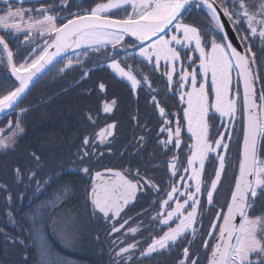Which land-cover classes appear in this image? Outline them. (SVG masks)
<instances>
[{
    "label": "snow or ice",
    "instance_id": "6c2138e0",
    "mask_svg": "<svg viewBox=\"0 0 264 264\" xmlns=\"http://www.w3.org/2000/svg\"><path fill=\"white\" fill-rule=\"evenodd\" d=\"M30 2L31 0H0V4L6 5L0 8V30L10 34V38L24 34V50L17 53L22 57V62L16 61L9 41L4 35H0V65L5 66L3 77L0 78L12 80L16 84L13 89L0 95V113L5 116L15 111L31 86L43 74L61 62L63 67L59 69L60 72L79 66L88 57L89 51L100 53L110 47L109 63L106 66L120 79L129 82L133 90L143 89L144 86L151 90V84L147 76L142 80L138 79L133 66H124L121 60L140 59L159 68L163 59L169 68L165 75L171 86L176 65L181 63V52H184L190 64L195 61L187 55V50L199 53V71L203 77L199 87L195 69L188 72L181 66L177 81L181 89L189 79L191 81V89L186 93L182 92L180 99L184 102L185 95L187 97L183 117L187 122V131L194 139V144L190 146L191 155L187 157V166L183 171L189 174L188 180L194 183H183V192L175 184L168 185L171 190L166 191L167 198L156 205L161 211L153 218L160 225L168 226L167 231H163L158 238L152 237L151 243L142 250L139 249V241L119 247L114 257L116 264H131L134 259L132 253L137 250L141 258H147L176 244L188 233L195 235L203 194H206L208 205L215 207L214 194H218L221 176L226 174L225 153L229 150V144L224 142V132L217 134L219 138H210L209 112L214 110L221 119L227 117L232 120L235 117L239 92L231 94V73L234 68L243 81V149L239 159V174L235 176L230 199L226 201V211L221 207L215 212V220L211 222L208 235L214 236L216 243L211 245L208 264H264V215H250L255 210L256 201L264 195V158H261L258 148L260 140L264 138V90L257 97L255 85L259 75L256 70L257 54L253 51L256 46L264 53V0H107L96 2L82 13L70 14V18L61 17L53 6L45 7L43 4L38 8L14 7L15 4ZM61 4L70 6L65 4V0H61ZM193 7L205 11L214 25L211 31L220 34L219 41L214 35L209 37L207 32L201 33L196 26L184 22V13ZM127 8H131V11L122 18H116L117 11ZM33 12L38 14V19L31 15ZM26 15L27 20L24 19ZM225 22L234 33L236 45L225 31ZM37 36L46 38L42 43H36ZM125 37L134 38L130 49L123 47ZM84 75L87 76V72ZM209 87L214 94L211 102ZM99 88L103 90L105 85L101 83ZM114 103L115 101L105 103L104 113L111 112ZM152 103L161 118L168 116L155 95L152 96ZM25 111L26 109H21L16 113L15 121L9 120L6 128L0 129V149L11 148L17 136L23 132L19 117ZM115 127V124H109L101 129L97 134L99 139L111 136ZM5 131L9 135L5 136ZM160 133L167 135V139L159 140L160 146L166 150H170V144L180 148L179 120L173 129L171 122L164 119ZM139 139L143 141L144 137ZM91 142L89 137L84 138L82 159L90 155L86 149ZM33 159L38 160L35 155ZM206 161L213 164L218 162L210 185L201 179L205 173ZM166 163L169 175L176 177L179 173L178 157L174 154ZM13 171L19 179L24 170L17 167ZM82 171L87 174L90 169L84 167ZM35 176L36 173L32 172L28 179L34 180ZM92 180L90 196L93 209L106 220L117 222V218H122V212L129 201L135 199L138 191H164L152 179L140 177L139 171L134 179L111 169L106 170L105 174L97 171ZM180 180L184 181V176H180ZM4 191H7L6 187ZM178 197H183L182 201ZM173 200L175 206L168 211L167 206ZM40 210L33 211L38 214ZM237 217L240 218L239 223L236 222ZM174 219L178 223L171 227L169 222ZM128 223V220H124L119 227L114 224L112 233H119ZM32 224L33 233L39 236L41 229L36 226L35 217ZM138 231V227L128 229L133 234ZM39 242L42 264H49L47 249L42 241ZM112 243L116 245V241ZM204 246L207 248L209 241L205 240ZM189 260L191 264H199L198 259H191L189 248L185 247L182 264H188Z\"/></svg>",
    "mask_w": 264,
    "mask_h": 264
},
{
    "label": "trees",
    "instance_id": "16d2710c",
    "mask_svg": "<svg viewBox=\"0 0 264 264\" xmlns=\"http://www.w3.org/2000/svg\"><path fill=\"white\" fill-rule=\"evenodd\" d=\"M58 2L56 6L60 8L56 11L63 13L74 7H92L96 2L107 0H82L81 3L78 0H65V4L70 6L62 5L61 0ZM130 10L122 9L115 15L124 17ZM184 20L197 24L202 31L209 32L214 27L205 11L195 7L184 14ZM0 33L9 41L12 49L16 48L17 53L23 52L18 45L20 41H16L20 35L10 38V34L3 30ZM212 33L220 36L219 33ZM125 39L132 41L130 37ZM253 51L257 54L256 70L259 79L255 86L258 97L260 91L264 90V53L256 46ZM110 53V47L100 53L89 51L81 65L64 72L59 71L63 62L57 64L36 82L18 105L20 110L26 109L19 117L23 132L17 136L11 148L0 149V264H42L39 241L46 247L48 258L72 260L73 264L114 263L113 248H107L105 242L106 237L120 232L112 233L113 225L93 209L88 195L92 174L108 167L131 175L136 171L152 172V169L159 171L160 168L150 166L146 152L150 137L157 130L159 122L151 99L153 93L145 89L133 95L131 87L110 71L105 62H100L99 57ZM16 60L21 62L22 58ZM131 60L133 68L135 62L140 64L141 71L135 68V74L166 73L153 71L140 59ZM4 72L5 66L0 65V77H3ZM157 82L165 83V80ZM101 83L105 85L103 90L99 88ZM237 85L240 105L235 121L238 123L237 134L234 145L233 142L229 144L226 174L222 175L218 187L223 208L230 199L235 180L232 172L238 167L243 138L238 80ZM15 86L14 81L0 78V95ZM155 93L157 101L165 108L180 110L177 92L164 88L162 92ZM112 98L115 101L112 111L104 113L103 103ZM144 109L148 112L142 111ZM16 113L12 116L13 121L17 119ZM7 120L5 115L0 117V126L5 125ZM111 121L116 125L114 133L106 142L101 143L97 139V131L105 122ZM210 122L214 120L210 119ZM86 136L92 141L86 149L90 155L82 159L85 150L83 140ZM140 137H144V140L140 141ZM233 148L236 149L233 153L237 159L236 165L231 161ZM259 149L261 158H264V138L261 139ZM33 155L38 160L33 159ZM17 167L24 170L19 179L13 171ZM84 167H88L90 172L84 173ZM213 167V163L207 161V168ZM32 172L36 173L34 180L28 179ZM5 187L7 191H4ZM9 196L11 199H8ZM34 209L41 210L37 214ZM34 217L37 219L36 226L41 229L39 236L33 233ZM178 256L179 253L172 258L164 257L163 260L174 264ZM154 261L155 258H145L138 262L154 264Z\"/></svg>",
    "mask_w": 264,
    "mask_h": 264
},
{
    "label": "flooded vegetation",
    "instance_id": "af4514ba",
    "mask_svg": "<svg viewBox=\"0 0 264 264\" xmlns=\"http://www.w3.org/2000/svg\"><path fill=\"white\" fill-rule=\"evenodd\" d=\"M59 0H40L39 3H37V0H33L32 5L29 6V8H38L40 7L41 4H43L45 7L48 6H53L55 8V12L58 13V11H56L57 9H59L60 7H57L56 5L59 4L58 2ZM78 2H82V0H78ZM3 4H0V8H3ZM91 7L88 6H79V7H74L73 9H68L66 11H64L63 13H58L61 17H69L70 18V14L73 13H77V12H83L85 10L90 9ZM31 15L35 18H39L38 14L33 12L31 13ZM26 17H28L26 15ZM2 35V34H1ZM20 35L16 41H20V44H18L19 46H21V48L24 50V44L22 43L24 41V34H18ZM41 38L39 36H37L35 38V42L36 43H42V40L45 39ZM126 38V37H125ZM131 38V37H130ZM132 41L125 39L124 43H123V47L125 48H131L134 38H131ZM9 47L11 48L10 44ZM12 49V48H11ZM12 51L14 52V58H22L20 56L17 55V50L16 48L12 49ZM25 55H27V53H24ZM108 54H104L103 56L99 57L100 58V62H105L104 64L107 65L109 60H108ZM127 60H121L122 65L127 66V65H133L132 60L128 59ZM136 60V59H135ZM18 61V60H16ZM92 61H97V59H92ZM22 62V61H21ZM98 62V61H97ZM149 65V64H148ZM149 67L156 72H161L164 73L165 69L163 64L160 65L159 68H156L152 65H149ZM138 68L139 71L140 70V64L138 62L134 63V69ZM136 70V69H135ZM110 71H112L110 69ZM113 72V71H112ZM116 75V74H115ZM138 79H143L144 76L148 77V80L151 84V90L148 89V86H144L143 89H136L133 90L132 88V93L134 94H139L140 91H144L145 89L148 90V92L153 93L151 95V99L152 96L155 95V92H162L163 89H169L170 91H175L178 93L179 96V85H177L175 83V81L172 82V85L170 86L168 84L167 81V76L165 75H159V74H137ZM118 77V76H117ZM119 78V77H118ZM165 80L164 82H157L159 80ZM129 87L130 83L127 82L126 80H124ZM159 86H158V85ZM174 85V86H173ZM176 87V88H175ZM154 88H158V89H154ZM157 99V98H156ZM112 101V99H110ZM179 101H180V110H169L167 108H165L164 105L161 104L162 107L165 108L166 112L168 113V116L165 118H161L158 114V111L156 110L155 107L154 108V112L157 115V118L159 120L158 122V126H157V130H154L153 135L150 137V143L148 146V149L146 150L148 156H149V161H150V166L153 167H159V171H154L152 169V172L150 171H144L141 170L139 171L140 173V177L142 178H150L152 179L156 185L161 188L164 189V191H161L159 193H156L155 190L152 191H148L147 189H143L142 191H138L136 198L134 200V202H132L131 204H129L127 207H125L124 211L122 212L121 216L122 218H117V221H113V220H109L111 225H114L116 227H119V225L121 223L124 222V220H128L129 223L127 225H125L124 229H121L120 234H114L111 236L106 237V245L107 248H113L114 253L116 251L119 250V247H123V246H127V244L129 243H133L135 241H139L140 245H139V249L142 250L144 248L147 247V245L151 242V238L152 237H156L158 235H160L168 226H164V225H160L159 222L155 219H153L158 213H160V208L156 205H158L159 201L163 200L166 198V191H170L171 189L168 187L169 184H175L179 190H182V185L184 183V181L180 180V176H183L185 173L183 171V168L187 166V157L189 156L191 150H190V144H191V136L188 135L186 133V126L184 123V119H183V105L184 103L181 102L180 96H179ZM109 100H106L103 103L102 108H104L105 103H108ZM114 106V104H113ZM112 106V107H113ZM20 110V107L18 106L15 109V113L18 112ZM144 112H148V110H142ZM14 112L7 116V119H11L12 120V116L14 114ZM211 119L214 120L213 123L210 122L209 120V128H210V137H214L217 133H219L220 129L218 127L219 123H220V119L217 115L212 114L211 113ZM164 119H167L171 122V126L174 129L176 126V122L177 120H179L180 125H181V146L179 149L175 148L174 145H169V149L170 150H166L165 148H163L162 146L159 145V140L161 139H167V135L165 134H161L160 133V129L163 126L164 123ZM108 122H105L103 125H105ZM237 125V126H236ZM238 127V123L236 124V122L234 123L232 129L230 130V143L228 141V144L231 145V143L233 142L234 145V140L236 138V130ZM141 134V133H140ZM261 142V140H260ZM230 147V146H229ZM259 147H260V143H259ZM258 147V148H259ZM234 150H232V158L231 161L232 163L236 165V160L234 158L233 153L235 152V148H233ZM176 155L178 157L179 160V173L176 177H171L169 175V170L167 168V161H170L173 155ZM227 154V152H226ZM225 154V155H226ZM140 157L141 155L138 154ZM211 159V158H210ZM240 159V158H239ZM151 169V168H150ZM122 171V170H120ZM123 173H125L126 175H128L129 179H134L135 178V174L131 175L130 173L126 172V171H122ZM213 169H208L206 168V175H205V180L204 183L207 184V179L210 178V175L212 174ZM239 172V162H238V167L235 171L232 172V174L234 173V179L235 176L238 175ZM141 184H143V180H141ZM234 184H235V180H234ZM233 184V187H234ZM204 196L205 194L202 195V200H201V204L202 207L200 208L199 211V216H198V223L195 225L196 227V234L192 235L191 233L186 234L185 238H182L180 240L177 241L176 244H172L170 247H168L165 250L160 251L158 254H153L150 257L147 258H155L154 264H168L167 261H164L163 258L164 257H169L172 258L174 255H178V260L177 262H175L174 264H182V253H183V249L185 247L189 248V252H190V257L191 259H198L199 260V264H207L208 262V258L209 255L211 253V245L213 244L215 238L214 236H209L208 232L211 230V222L213 220H215V212L219 211L220 208L223 206L222 200H221V193L218 191V194H214V202H215V207H210L208 205V203H206V201L204 200ZM218 199V200H217ZM259 201H261L260 203H258ZM264 195L261 196L260 199H258L255 203V210L250 212V215H264ZM224 210L226 211V207L224 208ZM145 214V215H144ZM131 218V219H130ZM132 227H138L139 231L135 234L128 232L129 228ZM207 240L209 241V246L206 248L204 246V241ZM116 241V245H114L112 242ZM122 241V243H121ZM132 255L134 256V259L131 261V264H142L139 263L138 261L141 260L143 261L145 258H141L139 255V250L135 251L134 253H132ZM113 264H116V261H114ZM188 264H191L190 260L188 261Z\"/></svg>",
    "mask_w": 264,
    "mask_h": 264
},
{
    "label": "rangeland",
    "instance_id": "374dc122",
    "mask_svg": "<svg viewBox=\"0 0 264 264\" xmlns=\"http://www.w3.org/2000/svg\"><path fill=\"white\" fill-rule=\"evenodd\" d=\"M30 5H32V2H30V3H24V4H22V5H19V4H15L14 5V7H19V6H22V7H24V8H29V6ZM4 7H6V5L5 6H3V8ZM131 11V10H130ZM39 17V16H38ZM25 20H27L28 19V17H26L25 16V18H24ZM184 22L185 23H189V24H192V25H194V26H196L197 28H199L198 27V25L197 24H194V23H192V22H189V21H187V20H184ZM200 29V28H199ZM200 31H201V33H205V32H207L209 35V37H211V36H215L216 37V39L219 41L220 40V36H216L215 34H213L210 30H209V32L208 31H202L201 29H200ZM209 47H210V45H209ZM187 55L188 56H190L191 58H192V60H194L195 61V63H193V64H190V62L188 61V59L185 57V55H184V52L182 51L181 52V63H178L177 65H176V72L173 74V81H175V83L177 84V85H179L178 83H177V81L179 80V74H180V71H181V66L184 68V69H186L188 72H192L193 71V69H195L196 70V72H197V87H199V83L200 82H202V80H203V77H202V74H200V71H199V60H198V56H199V53L198 52H195V51H192L191 49H188L187 50ZM183 58V59H182ZM184 60V61H183ZM184 62V63H183ZM109 63V62H108ZM60 64V63H59ZM58 64V65H59ZM161 64H163V66H164V69H165V72H167L168 70H169V68H168V66H166V62L163 60V59H161V62H160V65ZM118 76V75H117ZM137 76V75H136ZM138 78V77H137ZM231 78H232V95H236V93L237 92H239V89H238V85H237V80H238V77H237V72H236V70H235V68L232 70V73H231ZM210 83H211V80H210V76H209V79H208V85L210 86ZM179 87H180V85H179ZM191 89V81H190V79H189V81L186 83V85H185V87L183 88V89H181V88H179V96H181V93L183 92V93H186L187 91H189ZM209 94H210V102L211 101H213L214 100V94H212V91H211V88L209 87ZM186 100H187V97H186V95H185V97H184V105H183V110H184V108L187 106L186 105ZM239 109H240V105H239V97L237 98V112H236V115H235V117L232 119V120H229L227 117H225V118H223V119H221L220 117H219V114L218 113H215L214 112V110L213 111H210L209 112V115L212 113V114H215V115H217L218 117H219V119H220V123H219V125H218V127H219V129H220V131L219 132H224L225 134H226V136H225V143H228V141H229V135H228V133L230 132V130L232 129V127H233V125H234V123H235V121H236V118H237V116H238V113H239ZM183 119H184V117H183ZM210 120V119H209ZM184 123H185V126H186V133L188 134V135H190L191 136V133H189L188 131H187V122H186V120L184 119ZM218 134V133H217ZM215 135L214 137H210L211 139H215V138H219L218 137V135ZM4 135L5 136H7V135H9V133L8 132H6V133H4ZM194 144V139L191 137V144H190V146L191 145H193ZM190 150H191V147H190ZM226 154V153H225ZM189 155H191V152H190V154ZM211 158V157H210ZM214 165V167H213V172H212V174L210 175V178L209 179H207V184H209L210 185V180L212 179V178H214V169L216 168V167H218V162L217 163H215V164H213ZM206 168H207V161H206V167H205V173L202 175V177H201V179H202V181L204 182V180L206 179L205 178V175H206ZM212 170V169H211ZM188 175L189 174H184L183 176H184V183L185 182H187V183H194V181H189L188 180ZM223 175V174H222ZM221 178H222V176H221ZM220 186V184H218V187ZM180 192H183L184 191V189H183V187H182V190H179ZM167 198V197H166ZM165 198V199H166ZM181 201H182V199H183V197H178ZM201 200H202V196H201V198H200ZM204 200L206 201V194H205V196H204ZM206 203H207V201H206ZM175 206V200H173L172 202H170V205L169 206H167V210L168 211H170L171 210V208L172 207H174ZM190 210V209H189ZM199 211H200V209H199ZM170 223V226L171 227H175L176 226V223H178V220H175L174 219V221L173 222H169ZM167 229H168V227L164 230V231H167ZM163 234V232L160 234V235H162ZM160 235H158V236H156L157 238L160 236ZM151 243V242H150ZM47 260L49 261V264H63V263H71V264H73L74 262L72 261V260H66V261H64V260H62L61 258H59V259H57V258H48L47 257Z\"/></svg>",
    "mask_w": 264,
    "mask_h": 264
},
{
    "label": "water",
    "instance_id": "95a60500",
    "mask_svg": "<svg viewBox=\"0 0 264 264\" xmlns=\"http://www.w3.org/2000/svg\"><path fill=\"white\" fill-rule=\"evenodd\" d=\"M31 1H33V0H31ZM116 18H117V17H116ZM225 31L227 32L228 37L232 40L233 44L236 45V44H237V40L235 39L234 33H233V31H232L230 25H229L227 22H225ZM0 35H1V34H0ZM235 70H236V69H235ZM236 72H237V77H238V82H239V87H240V92H241L242 115H243V125H244V121H245V112H244V108H243V81H242V78L239 76L237 70H236ZM46 73H47V72H46ZM46 73H45V74H46ZM45 74H43L40 78H42ZM40 78H39V79H40ZM39 79H37L36 82H37ZM36 82H35V84H36ZM35 84H34V85H35ZM34 85H33V86H34ZM33 86H31L30 90L32 89ZM30 90H29V91H30ZM29 91L27 92V94L29 93ZM27 94H26V96H27ZM26 96H25V97H26ZM25 97H24V98H25ZM23 100H24V99H23ZM23 100H22V101H23ZM112 102H113V101L110 100L108 103L111 104ZM20 103H21V102H20ZM20 103H19V104H20ZM112 106H113V105H112ZM2 115H4V114L0 113V116H2ZM9 120H11V119H9ZM9 120H8V121H9ZM7 124H8V122H7ZM7 124H6L5 126L0 127V129H5L6 126H7ZM109 124H114V123H113L112 121L106 123L105 125H103L102 127H100V128L98 129L97 134L100 132L101 129H105L106 126L109 125ZM6 132H7V131H5L4 133H6ZM113 133H114V129L112 130V135H113ZM112 135H111V136H112ZM111 136H107L105 139L100 140L99 137H98V135H97V139H98L101 143H104V142H106ZM258 146H259V145H258ZM242 149H243V138H242L241 153H242ZM240 156H241V155H240ZM108 169H111V170H113V171H120V170L117 169V168H110V167H108V168H102V169H99V170L94 171L93 174H92V177L95 175V173H96L97 171L101 172L102 174H105V173H106V170H108ZM120 172H122V171H120ZM238 174H239V172H238ZM92 184H93V182H92ZM91 188H92V185H91V187H90V189H89V192H88L89 200H90V201H91V196H90ZM136 195H137V193H136ZM135 198H136V197H135ZM134 200H135V199L130 200V201H129V204H131L132 202H134ZM129 204H128V205H129ZM126 207H127V206H126ZM236 222H237V223L240 222V218H239V217H237ZM215 243H216V239L214 240L213 244H215ZM210 254H211V253H210ZM209 256H210V255H209ZM207 264H208V262H207Z\"/></svg>",
    "mask_w": 264,
    "mask_h": 264
}]
</instances>
